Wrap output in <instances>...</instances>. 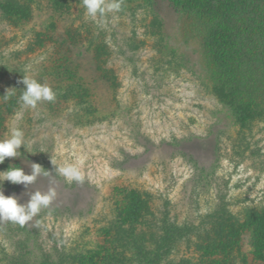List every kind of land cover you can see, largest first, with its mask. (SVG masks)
<instances>
[{
	"label": "rangeland",
	"instance_id": "obj_1",
	"mask_svg": "<svg viewBox=\"0 0 264 264\" xmlns=\"http://www.w3.org/2000/svg\"><path fill=\"white\" fill-rule=\"evenodd\" d=\"M187 21L169 0H123V11L104 19L89 17L82 0H0V140L19 127L27 147L0 171L31 174L38 163L50 173L27 188L4 181V194L26 203L35 191H56L50 208L23 226L38 261L45 253L56 258L55 250L108 255L112 191L133 187L166 196L180 220L220 195L230 205L234 236L184 242L175 263L264 264L255 239L264 214V120L253 122L250 151L234 155L241 127L226 116L208 65L198 62V43L186 41ZM23 77L49 85L56 100L23 107ZM73 77L88 88L65 91ZM8 89L15 95L5 99ZM184 141L193 162L180 157ZM70 163L80 166L83 183L55 173ZM7 222L0 220V264L2 251L21 238L3 231Z\"/></svg>",
	"mask_w": 264,
	"mask_h": 264
},
{
	"label": "trees",
	"instance_id": "obj_2",
	"mask_svg": "<svg viewBox=\"0 0 264 264\" xmlns=\"http://www.w3.org/2000/svg\"><path fill=\"white\" fill-rule=\"evenodd\" d=\"M169 1L178 16L187 17L186 41L188 44L198 43V62L208 65L207 72L212 77L215 93H222L219 97L225 100V107L229 108L226 116L230 120L232 115L241 127L239 142L236 141L232 149L234 155L238 152L244 156L250 151L253 122L264 120V0H233L234 3L231 0ZM205 58L209 61L206 62ZM212 67L220 68L221 72H215ZM77 80L74 77L66 79L64 90L77 92L88 88L86 80ZM98 81L105 84L106 78ZM94 82L97 84L96 80ZM224 90H228L226 95L223 94ZM178 145L182 148L178 150L180 157L184 160L190 158L189 161L193 162L194 156L190 153L188 141ZM186 148L189 152L184 151ZM112 192L115 201L108 221V228L112 231V249L108 250V255L98 259L94 254L73 255L57 253L55 250L56 258L44 252L42 259L38 261L28 249L29 233L24 227L7 222L3 231L20 233L21 238L17 241L18 246H11L13 250L2 251V262L177 264L174 256L184 242L195 239L213 245L216 240L227 239L231 234L234 236L235 216L224 195L218 196L217 202L205 212L194 218L180 220L171 209L170 199L166 196L133 187L118 191L114 189ZM260 216L263 221L254 226L255 239H258V251L264 255V214ZM248 218L251 219L249 214ZM218 249L223 251L226 247Z\"/></svg>",
	"mask_w": 264,
	"mask_h": 264
},
{
	"label": "clouds",
	"instance_id": "obj_3",
	"mask_svg": "<svg viewBox=\"0 0 264 264\" xmlns=\"http://www.w3.org/2000/svg\"><path fill=\"white\" fill-rule=\"evenodd\" d=\"M82 6L89 17L104 19L111 13L123 11V0H82ZM19 83L25 86L19 96V102L25 108L34 109L41 102H54L56 100L55 91L47 84H42L38 80L28 77H23ZM13 95H15V89H8L4 98L9 99ZM22 146L27 149L24 132L19 127L13 128L8 138L0 140V164H3L6 158L21 156L22 153L19 150ZM52 164L54 165V161ZM55 173L67 182L83 183L85 180V174L78 164L70 163L56 166ZM41 174L50 175L38 163L31 165V174H25V171L20 167H9L6 171H0V220L23 227L43 210L50 208L56 198V191L52 187H49L46 192L35 191L26 203H20L16 195L6 196L4 194V181L13 185H23L27 188Z\"/></svg>",
	"mask_w": 264,
	"mask_h": 264
}]
</instances>
